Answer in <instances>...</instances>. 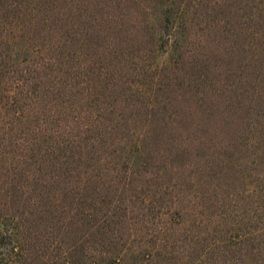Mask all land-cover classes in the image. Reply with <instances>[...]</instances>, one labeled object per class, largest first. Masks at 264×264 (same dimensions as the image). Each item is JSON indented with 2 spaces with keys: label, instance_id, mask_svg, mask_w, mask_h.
Returning a JSON list of instances; mask_svg holds the SVG:
<instances>
[{
  "label": "trees",
  "instance_id": "16d2710c",
  "mask_svg": "<svg viewBox=\"0 0 264 264\" xmlns=\"http://www.w3.org/2000/svg\"><path fill=\"white\" fill-rule=\"evenodd\" d=\"M233 10L0 0V245L26 264H264L263 80L221 68Z\"/></svg>",
  "mask_w": 264,
  "mask_h": 264
},
{
  "label": "rangeland",
  "instance_id": "374dc122",
  "mask_svg": "<svg viewBox=\"0 0 264 264\" xmlns=\"http://www.w3.org/2000/svg\"><path fill=\"white\" fill-rule=\"evenodd\" d=\"M251 0H234V10L228 24L231 29L230 40L233 43V54L229 63L221 66L230 67V80L234 87L240 85L242 91H247L250 87L251 79H262V84H255V90L264 94V28H260V24L252 19ZM200 28L194 29H202ZM228 29V28H227ZM257 34H253L256 33ZM255 35V36H254ZM263 42V45L260 43ZM222 63L221 60L216 64ZM212 64V63H211ZM209 67L204 66V71L210 74ZM253 85V84H252ZM251 85V86H252ZM17 248V239L12 234L7 235L3 244L0 245V263L2 264H26L24 253H19ZM56 251L46 248L38 253L40 256L32 258L38 262L36 264H46L47 261H55ZM57 254H59L57 252ZM28 264V263H27ZM35 264V263H34Z\"/></svg>",
  "mask_w": 264,
  "mask_h": 264
}]
</instances>
